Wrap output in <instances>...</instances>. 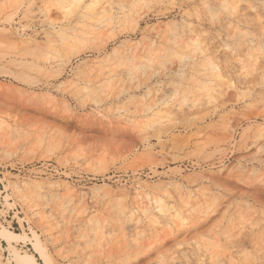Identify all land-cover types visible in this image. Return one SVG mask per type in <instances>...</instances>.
<instances>
[{
    "label": "rangeland",
    "instance_id": "rangeland-1",
    "mask_svg": "<svg viewBox=\"0 0 264 264\" xmlns=\"http://www.w3.org/2000/svg\"><path fill=\"white\" fill-rule=\"evenodd\" d=\"M0 264H264V0H0Z\"/></svg>",
    "mask_w": 264,
    "mask_h": 264
},
{
    "label": "bare ground",
    "instance_id": "bare-ground-1",
    "mask_svg": "<svg viewBox=\"0 0 264 264\" xmlns=\"http://www.w3.org/2000/svg\"><path fill=\"white\" fill-rule=\"evenodd\" d=\"M6 235H8V236H10V237H19V234L16 233V232H9V234H6ZM4 240H6V238H4ZM6 241H7L10 245H12V241H11L10 239H7ZM36 252L40 255V257H41L43 260H46V261H47L45 255L42 254V253L40 252L39 249H36ZM29 257H31L33 260L35 259L33 256H29Z\"/></svg>",
    "mask_w": 264,
    "mask_h": 264
}]
</instances>
